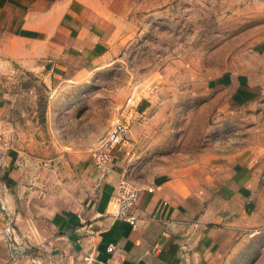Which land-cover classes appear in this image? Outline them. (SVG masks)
<instances>
[{"label": "crops", "instance_id": "1", "mask_svg": "<svg viewBox=\"0 0 264 264\" xmlns=\"http://www.w3.org/2000/svg\"><path fill=\"white\" fill-rule=\"evenodd\" d=\"M134 4L0 0V264H207L224 234L244 226L238 208L253 176L248 164L212 184L158 173L134 183L131 225L115 216V192L136 151V128L128 144L112 148L113 162L103 170L91 154L49 140L48 113L39 115L42 92L90 80ZM226 79L237 105L264 94V37L234 54ZM7 215L18 246L6 239Z\"/></svg>", "mask_w": 264, "mask_h": 264}, {"label": "rangeland", "instance_id": "2", "mask_svg": "<svg viewBox=\"0 0 264 264\" xmlns=\"http://www.w3.org/2000/svg\"><path fill=\"white\" fill-rule=\"evenodd\" d=\"M138 2L90 80L42 92L49 140L90 155L132 98L145 112L130 124L138 137L127 178L137 186L156 173L212 184L248 164L253 178L238 208L246 222L224 234L207 264H264V94L237 105L226 79L234 54L264 37V0Z\"/></svg>", "mask_w": 264, "mask_h": 264}, {"label": "built area", "instance_id": "3", "mask_svg": "<svg viewBox=\"0 0 264 264\" xmlns=\"http://www.w3.org/2000/svg\"><path fill=\"white\" fill-rule=\"evenodd\" d=\"M138 101L130 98L124 107L121 109V117H117L111 129L98 142L97 146L91 151V158L99 169L107 168L112 162L113 157L111 150L116 144H128L131 117L138 111ZM4 184L0 183V189H4ZM139 197L137 186L127 178H123L118 182L115 199L117 204V219L127 221L131 225L135 224V217L132 216L131 210L134 208ZM3 208L7 207L3 204ZM4 233L7 241L13 246H18L16 232L13 222L9 215L6 216Z\"/></svg>", "mask_w": 264, "mask_h": 264}]
</instances>
